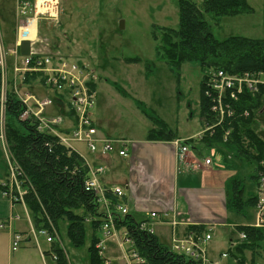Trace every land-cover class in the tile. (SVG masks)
<instances>
[{
	"label": "rangeland",
	"instance_id": "1",
	"mask_svg": "<svg viewBox=\"0 0 264 264\" xmlns=\"http://www.w3.org/2000/svg\"><path fill=\"white\" fill-rule=\"evenodd\" d=\"M249 4L253 9L250 14L223 17L219 21L206 15L213 35L221 41L231 37L264 40V0H249ZM11 7L16 8L14 1L5 3L8 12ZM179 18V0H61L59 19L40 21L38 38L44 44L39 43L37 47L87 65L97 84L92 117L95 123L101 124L100 129L104 132H112L116 137L129 141V149L132 142L142 140L150 129L156 128L155 123L142 113L143 110L149 116L154 114L162 119L175 134L186 139L203 131L200 109L202 74L200 68L193 64H186L181 70L174 71L173 67L159 58L161 42L154 36L157 29H177ZM122 21L125 23L124 29H121ZM0 26L9 42L8 48L13 49L18 34L16 16L4 23V26L0 21ZM12 27H15V33L11 32ZM30 30L34 35V30ZM131 59L138 62H131ZM15 62L14 56H8L10 77ZM33 90L37 95L43 96V88L35 86ZM20 91V94L30 92L27 86H21ZM50 111L57 114V108L53 107ZM197 146L204 149L197 161L198 166L193 168L200 178L207 173L204 158H210L213 162V172L210 174L217 176L213 181L225 180L222 183L223 189H227L228 194L231 193L232 196L231 182L233 178H237L244 185V201L256 196L257 188L252 180L256 172L255 163L245 159L236 161L222 144L212 146L213 150L205 144ZM75 147L81 154L87 151L84 144H75ZM0 161L5 164L8 175V164L1 146ZM15 210L22 218L20 222H16L17 228L30 233V219L24 208L18 204ZM28 212L32 218L33 213L30 210ZM227 213L233 217L237 226L256 224V210L250 206L245 207L243 214L235 211L232 206ZM215 222L221 223L219 220ZM152 226L161 243L171 248V228L160 223ZM68 227L67 221L59 222L60 246L67 253V263L91 264L88 250L93 237L91 225L87 223L85 240L79 247L71 243ZM5 232L8 230L0 231V240L7 246ZM228 232L232 233L230 230ZM210 233L213 238L210 242V247L214 248L213 254L225 251L229 244L227 233L220 228L213 229ZM97 235L104 243L103 255L110 264H128L124 259V250L116 241H106L101 231ZM46 238L47 236H39L40 247L54 255L57 245L48 243ZM33 241L39 248L35 239ZM262 245L264 247V243ZM128 247L129 244H126V248ZM26 248L24 244L19 247L14 253L12 264H21L16 260L22 256L37 255L38 249L27 252ZM52 255L45 256V262L59 264ZM1 257L0 264H8V250L1 249Z\"/></svg>",
	"mask_w": 264,
	"mask_h": 264
},
{
	"label": "trees",
	"instance_id": "2",
	"mask_svg": "<svg viewBox=\"0 0 264 264\" xmlns=\"http://www.w3.org/2000/svg\"><path fill=\"white\" fill-rule=\"evenodd\" d=\"M0 2V21L4 23L15 18V9H5V3ZM179 27L177 29L161 28L155 30V37L161 42L159 58L179 71L186 64H193L200 68L202 74L200 88L201 116L205 120V132L201 141L208 147L222 144L226 150L237 159H245L255 163L256 172L252 180L259 183V175L264 171L261 162L264 160V86L256 93H246L238 104L232 105L235 116L226 118L225 122L217 125V116L212 111L213 100L206 95L207 82L210 74L216 70H223L230 75L257 73L264 71V40L231 37L226 40L217 39L212 31L206 15H211L219 21L223 17H235L250 14L253 9L249 0H179ZM12 27L11 32H14ZM4 33V32H3ZM5 38V36H4ZM7 46L9 42L5 38ZM60 51V50H57ZM61 52V51H60ZM62 53V52H61ZM63 54V53H62ZM64 55V54H63ZM68 60L67 57L60 55ZM131 62H138L131 59ZM82 64V61L79 62ZM152 70V67L151 69ZM88 86L96 99V81H89ZM27 86L35 92V86L43 88V96H50L57 114L63 115L76 128L78 115L66 95L48 93L46 76L43 73L26 74L21 78L19 87ZM2 71L0 67V122L3 107L6 136L10 152L15 163L23 170L21 177L23 188L28 189L25 204L33 213L32 221L36 229H48L51 234L59 235L58 225L61 220L69 223L68 236L71 243L79 247L85 240L86 225L93 230L92 242L89 247L90 263L102 264L103 257L99 255L97 235L106 218L105 211L100 207L97 197L85 189V182L90 179V173L85 159L78 153L71 151L61 144L57 136L48 131L40 130L35 118L22 119L26 106L15 91L14 78L9 80V88L5 102L1 103ZM37 94V93H36ZM63 109H66V111ZM242 109L249 111L248 116L240 115ZM152 120L156 128L148 131L147 140L155 142H170L180 137L159 117L143 110L142 112ZM212 127V130L208 128ZM230 131L227 141L225 133ZM61 134L69 131L60 129ZM194 138L189 139L193 141ZM30 185V186H29ZM29 186V187H28ZM3 190V187L1 186ZM231 206L238 213L243 214L246 206L252 208L257 205L256 196L244 201V185L240 180L232 183ZM7 191V189H4ZM115 202L118 198L109 196ZM20 204L15 201L14 205ZM118 227L126 228L133 239L139 253L147 259L148 264H193L160 242L159 238L140 230L141 222L133 215H120ZM206 231L204 226L189 227L188 231ZM239 232L246 233V239H237L230 243L226 250L225 264H259L264 257V228L253 226H239ZM57 244V242H55ZM59 264H68L65 251L61 247L54 250ZM52 255L51 252H46Z\"/></svg>",
	"mask_w": 264,
	"mask_h": 264
},
{
	"label": "built area",
	"instance_id": "3",
	"mask_svg": "<svg viewBox=\"0 0 264 264\" xmlns=\"http://www.w3.org/2000/svg\"><path fill=\"white\" fill-rule=\"evenodd\" d=\"M3 0H0V2ZM16 3V21L18 23L17 43L13 49L6 48L3 33L0 26V66L2 69V101L5 100V87L7 81L8 56L16 58L15 73L25 78L26 74L35 75L43 73L46 76V86L50 92H58L66 95L78 115V123L69 134H61L59 128H64L65 119L62 116L49 117L46 114L48 107L53 105L50 97L39 98L32 93L20 95L26 106V111L21 116L22 119L35 118L38 121L39 129L54 134L60 140L61 144L66 145L71 151H76L73 143L85 144L88 150L96 154L101 151L103 154H112L116 150L121 157H127L128 142L124 140L113 141L106 138H98V131L94 127L92 110L95 105L94 95L87 84L90 73L83 64L72 62L60 57L52 56L50 53L38 49L37 44H44L38 38L39 22L43 19L57 20L60 15V0H14ZM34 30L32 35L31 30ZM24 39L32 43L31 56L19 58L20 42ZM208 90L206 95L213 100L212 111L217 116V125L225 122L226 118H232L236 114L232 105L238 104L240 98L246 93H256L260 86H264V71L257 73H244L240 75H230L223 70H216L210 74L207 82ZM242 116H248L249 111L242 109ZM233 119V118H232ZM230 136V131L225 133V140ZM177 147V158L179 163L186 164L189 153L187 145L175 142ZM0 146L5 154L9 169L8 182L4 184L5 195L10 196L12 200L24 202L28 189L23 188L21 177L23 170L15 163L12 154L9 151L6 141V131L4 117L2 113L0 128ZM101 149V150H100ZM205 165L211 164L209 159L205 160ZM90 172V179L85 182V189L97 197L100 207L105 211V221L102 225L103 238L106 241H116L124 250L125 259L128 264H148L147 259L137 250H127L126 244L132 245L134 242L128 233L120 234L117 230L115 220L118 219L117 213L127 214L128 210L115 203L109 195L114 197H123L124 191L120 187L107 188L100 182V175L105 172L103 167H91L87 163ZM195 163L192 168L197 167ZM264 166V160L261 162ZM30 186V185H29ZM28 186V187H29ZM257 222L256 227H264V171L259 175L258 199H257ZM153 219H161L157 213L151 214ZM165 219L168 214H164ZM19 219V217H15ZM13 219L0 220V230L11 226ZM172 226H177L178 221L174 215ZM141 230L153 233V229L148 224H143ZM31 233L37 239L38 234L47 236V242L53 243L54 237L49 235L46 229H41L38 234L34 229ZM244 239L245 234H241ZM211 240L210 234H201L196 231L188 232L182 238L173 236L172 249L179 255L185 256L193 264H211L208 259L207 246ZM23 242L21 235H15L13 238V250L16 251ZM104 243L101 241L97 248L103 250ZM102 254V252H100ZM223 257H227L226 254ZM106 264H109L108 262Z\"/></svg>",
	"mask_w": 264,
	"mask_h": 264
},
{
	"label": "crops",
	"instance_id": "4",
	"mask_svg": "<svg viewBox=\"0 0 264 264\" xmlns=\"http://www.w3.org/2000/svg\"><path fill=\"white\" fill-rule=\"evenodd\" d=\"M95 124L101 137L122 139L116 137L112 132L106 133L101 130L99 122ZM203 131H205L204 119ZM203 131L191 137H186V139L183 137H180V139L196 138ZM173 143L174 141H149L145 137L140 141L132 142V147L128 149V157H119L117 154L102 155L101 153L94 155L88 150L85 153L82 152V154L93 165L102 166L106 169L100 178L104 185L123 187L125 193L123 200L126 208L138 221L149 220L151 212L175 215L179 222L176 230L180 237L193 225H214V229L220 228L227 233L228 248L230 243L238 238L236 230L238 226L233 217L227 213V210L231 209V193L228 194L227 189H223L224 184L222 183L225 180L213 181L217 176L214 174L211 176L210 174L213 172L212 165L205 167L207 170L205 175H209H204L202 178L189 167L188 163L200 159L198 155L202 156L204 153V149L197 146L205 144L201 139L189 143L191 148L190 161L187 160L185 165L181 162L178 163L176 148ZM212 148L214 147L209 146V149ZM233 158L236 161L238 160L234 156ZM6 175L5 164L0 161V219H10L16 213V206L13 207V204L8 197L3 195L1 189ZM234 180L238 179H232L231 189ZM215 220H219L221 223H216ZM16 224L15 222L12 229L5 232L7 233V246L0 240V250H8V264H12L15 257L14 253L18 251L12 249L13 234L27 232V230H19ZM229 230L232 231L231 234L228 232ZM233 233L237 236H234ZM24 245L27 247L25 249L27 252L34 250V248L38 249L36 250L37 255L35 257L22 256L16 260L17 263L47 264L45 256L48 255L41 249L40 244L39 248L36 247L33 240L29 238ZM209 248H211L209 254L212 261H217L219 255L227 250L213 254L214 248L210 245ZM0 261L2 262V257ZM258 263L264 264V257L258 260Z\"/></svg>",
	"mask_w": 264,
	"mask_h": 264
},
{
	"label": "water",
	"instance_id": "5",
	"mask_svg": "<svg viewBox=\"0 0 264 264\" xmlns=\"http://www.w3.org/2000/svg\"><path fill=\"white\" fill-rule=\"evenodd\" d=\"M124 21L121 22V29H124ZM20 53L24 57H29L31 55V42L29 40H23L20 46Z\"/></svg>",
	"mask_w": 264,
	"mask_h": 264
}]
</instances>
